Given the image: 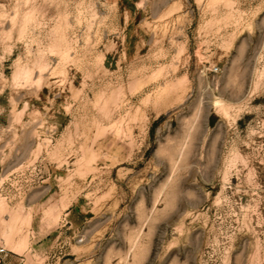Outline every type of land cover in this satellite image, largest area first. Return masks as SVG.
<instances>
[{
	"label": "rangeland",
	"instance_id": "rangeland-1",
	"mask_svg": "<svg viewBox=\"0 0 264 264\" xmlns=\"http://www.w3.org/2000/svg\"><path fill=\"white\" fill-rule=\"evenodd\" d=\"M1 264H264V0H0Z\"/></svg>",
	"mask_w": 264,
	"mask_h": 264
},
{
	"label": "built area",
	"instance_id": "built-area-1",
	"mask_svg": "<svg viewBox=\"0 0 264 264\" xmlns=\"http://www.w3.org/2000/svg\"><path fill=\"white\" fill-rule=\"evenodd\" d=\"M1 260H2V258H1V256H0V264H1Z\"/></svg>",
	"mask_w": 264,
	"mask_h": 264
}]
</instances>
